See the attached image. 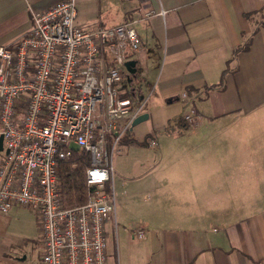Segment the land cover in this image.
Returning <instances> with one entry per match:
<instances>
[{"label":"crops","instance_id":"1","mask_svg":"<svg viewBox=\"0 0 264 264\" xmlns=\"http://www.w3.org/2000/svg\"><path fill=\"white\" fill-rule=\"evenodd\" d=\"M62 1L0 0V45L15 46L31 31L35 11ZM76 4L77 22L85 29L134 23L140 50L117 43L106 50V57L109 65L119 67L137 60L145 82L150 117L140 124L148 129L141 136L135 130L138 124L127 133L140 142L147 140V147L153 146L152 138L158 144L159 132L164 133L152 166L136 176L139 163L121 158L119 176L115 172L107 184L115 207L106 224L105 264H264V27L249 50L234 56L256 27L246 13L260 10L264 0ZM121 92L130 96L126 82ZM172 105L180 113L194 108L202 119L195 126L176 124L178 116L170 119L168 114ZM240 120L247 122L245 133L227 128L236 145L230 161L229 137L218 138L220 129L213 126ZM170 123L175 126L168 130ZM126 148L130 157L137 147ZM122 151L123 145L118 153ZM232 165L243 172L252 168L251 177H230ZM40 232L32 209L17 205L0 212V264H41Z\"/></svg>","mask_w":264,"mask_h":264},{"label":"built area","instance_id":"2","mask_svg":"<svg viewBox=\"0 0 264 264\" xmlns=\"http://www.w3.org/2000/svg\"><path fill=\"white\" fill-rule=\"evenodd\" d=\"M77 15L76 0L35 11L30 32L13 47L0 45V212L19 205L37 214L41 264L107 262L113 159L146 107V99L121 94L129 71L109 65L106 57L117 43L140 50L134 23L85 29ZM184 119L195 126L202 116L192 108ZM76 147L91 158L85 169L88 199L68 205L59 169Z\"/></svg>","mask_w":264,"mask_h":264},{"label":"trees","instance_id":"3","mask_svg":"<svg viewBox=\"0 0 264 264\" xmlns=\"http://www.w3.org/2000/svg\"><path fill=\"white\" fill-rule=\"evenodd\" d=\"M246 17L254 21L256 27L249 35H246L244 43L236 48L234 56L240 51L249 50L254 35L261 27H264V6L260 10L247 12ZM226 71L227 70H225V72ZM222 85L223 79L220 86ZM174 120L176 121V124L188 127L187 122L185 121V123L181 117ZM172 126L175 125H172L171 123L168 124V130L171 129ZM131 142L136 144H147V140L140 142L132 137ZM90 159V154L88 152L76 147L74 148V152L70 159L61 161L59 169L60 189L68 205L84 203L88 199L87 186L85 182V169L90 164Z\"/></svg>","mask_w":264,"mask_h":264},{"label":"rangeland","instance_id":"4","mask_svg":"<svg viewBox=\"0 0 264 264\" xmlns=\"http://www.w3.org/2000/svg\"><path fill=\"white\" fill-rule=\"evenodd\" d=\"M121 94L124 95V93H122V92H121ZM153 100L154 99L152 98L151 101L149 102V104L152 103ZM137 103L138 102L135 101V104H137ZM149 104H148V106H149ZM176 106L177 105H172V111L173 112L171 110L168 112V114L170 115L169 116L170 119H173V118H175L177 116L179 118L182 115L187 114V113L190 112V108H188V107L185 108L184 109L185 112L183 111L182 113L179 112L180 110H176L175 111ZM145 110H146V107H145ZM166 117H167L166 119H168L167 112H166ZM246 124H247V122L245 123V121L240 120V122L234 121L230 125H228L227 123H225V124H222V126L221 125L213 126V127H219V129H220L218 131L219 133L216 135L218 138H220V137H222V138L225 137L226 138V136L229 137V145H230V147H229V156H228V159L230 161L235 159V153H236L235 152V147H236V145H234L235 144V141L231 139L232 137H235V136H232L231 134H227V133H229L230 131L235 132L238 129L240 131H242V132L245 133L247 131L246 130ZM227 128L230 131H228ZM147 129H148V125L146 123H142V124L138 125L135 130L137 131V134L139 133L142 136V134H144ZM130 132H129V134L127 133L128 135L126 134L124 136V138H126V139H125V141L122 140V142L120 144L121 146L123 145V151L120 154L117 153L114 156V159H113L114 167H115V172H116L117 176H119V174H120L119 173L118 160L121 159V158H126L127 161H129L128 159H131V161L138 162L139 165L136 167L135 175L136 176H139L142 173V171H145L147 168H149L150 166H152L157 161L158 154H159V149H160L159 143L161 145H163V142H164L163 141V137L161 136V134H164V133L163 132H159V135L158 136L160 137V140L161 141H159V143L156 146L153 145V146L147 147L145 144L132 143L131 142V134H130ZM164 140H165V138H164ZM124 145L125 146H127V145L132 146V145H134L135 147H137L136 149H132L133 151L130 154V157L127 155L128 154V151H127V148H126V150L124 149V147H125ZM145 148H149V149L147 150ZM248 158L251 159L252 156L251 155H248ZM244 168H245V170L243 172L242 168H237V167H234L233 165L230 168L228 167V171H229L230 177L235 178L236 175L242 174V173H245V174H248L249 173L247 175V177L248 176L251 177V173H252L251 169L252 168H246V167H244ZM119 202H120V197L117 199V209H118V206H119ZM108 234H109V239H110L112 234H111V232H109ZM41 237H42V235H41ZM40 241L41 240L38 237V244H39ZM40 248L41 247L38 245V249H40Z\"/></svg>","mask_w":264,"mask_h":264},{"label":"water","instance_id":"5","mask_svg":"<svg viewBox=\"0 0 264 264\" xmlns=\"http://www.w3.org/2000/svg\"><path fill=\"white\" fill-rule=\"evenodd\" d=\"M138 61L135 59H129L124 62V66L129 71V76L127 79V86L129 88V92L132 96L142 100L144 98L143 88L145 86V82L143 77L141 76V71L137 66ZM141 94V96H139ZM172 101V100H171ZM150 117V113L148 111L140 114L132 123V128L141 122L147 120ZM3 147V136L0 137V149Z\"/></svg>","mask_w":264,"mask_h":264}]
</instances>
